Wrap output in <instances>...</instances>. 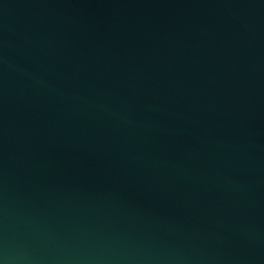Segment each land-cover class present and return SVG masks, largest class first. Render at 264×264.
Here are the masks:
<instances>
[{"label":"water","instance_id":"95a60500","mask_svg":"<svg viewBox=\"0 0 264 264\" xmlns=\"http://www.w3.org/2000/svg\"><path fill=\"white\" fill-rule=\"evenodd\" d=\"M0 264H264V0H0Z\"/></svg>","mask_w":264,"mask_h":264}]
</instances>
